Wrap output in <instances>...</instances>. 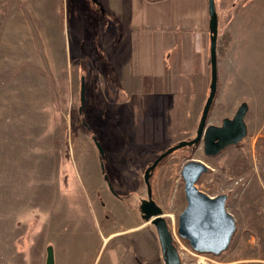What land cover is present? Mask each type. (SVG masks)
I'll return each mask as SVG.
<instances>
[{
    "label": "rangeland",
    "instance_id": "obj_1",
    "mask_svg": "<svg viewBox=\"0 0 264 264\" xmlns=\"http://www.w3.org/2000/svg\"><path fill=\"white\" fill-rule=\"evenodd\" d=\"M21 1L36 18L20 19L19 29H41L48 47L47 57L20 64L33 40L23 34L18 49L5 51L10 55L20 47L22 54L0 60V264H48L50 250L53 264H119L114 240L104 244L108 234L98 230L91 207L104 200L111 182L127 192L118 195L127 196L128 230L136 205L140 210L148 198L146 169L170 147L196 137L211 81L208 0L179 3V18L195 21L181 26L184 31L206 33L204 51L196 48L190 56L184 50L179 68L169 58L163 66L160 51L152 49L146 67L129 63V0ZM216 7L223 51L208 125H222L246 102L248 134L216 156L205 154L203 142L181 148L159 163L150 183L183 264H264V0H216ZM232 41L238 67L226 54ZM141 75L150 80L145 87ZM182 78L188 85L178 91ZM150 93L161 95L157 104L145 106ZM190 160L209 167L197 188L210 197L227 194V210L236 220L231 245L220 255L197 252L178 233L187 206L182 168ZM110 162L125 163L127 178L118 183L119 174L111 171L119 169ZM132 250L127 248V264L139 260L129 257L134 245Z\"/></svg>",
    "mask_w": 264,
    "mask_h": 264
},
{
    "label": "crops",
    "instance_id": "obj_2",
    "mask_svg": "<svg viewBox=\"0 0 264 264\" xmlns=\"http://www.w3.org/2000/svg\"><path fill=\"white\" fill-rule=\"evenodd\" d=\"M181 1L182 0H150L149 2L148 0L127 1V12L129 13V15L127 14V25H129L127 27V49L133 51L131 62H129L131 65L136 67H146L148 49L160 51L161 55L156 59L158 62H161L163 66L165 64L170 65L169 59H171L178 68L180 65L185 64L184 60H181V57L179 56L184 50L188 49L187 55L189 54L190 56H192V52L196 48L204 51L206 46V33L203 34L202 32H196L195 30L190 33L189 29L184 31V28L181 27L188 26L187 28H189L190 25L195 26L194 19H191V22L189 21V15H186L184 19L179 18L180 11L178 8ZM24 4L25 3L21 0H0V60L1 58H8V60L14 59L15 57L18 58L20 53L22 54L20 47L18 52L13 51L10 55L8 53L5 54V51H8V49L13 50L12 48L18 49L15 45L18 46L19 38L25 34V37L31 35V39L33 40L31 41V48L29 45L26 46L27 52L23 53L25 61L20 64H35L37 55L42 54L43 57H47L45 54L48 46L45 45L41 29L37 33V28L35 26L31 27L32 34L29 33L28 27L19 29L20 19H28L30 17L34 20L36 18V14L25 8ZM204 12H206V10L204 11L203 8V13ZM43 14H45V12H43ZM200 17L205 19V15H201ZM165 25L168 26V28H164ZM25 37L24 41L27 42L28 39ZM190 42L191 48L189 45ZM37 43H39V48H37ZM229 43L231 49H226L229 63L232 67H238L232 59L236 43L234 41ZM218 45L217 52L220 51L221 54L223 51L221 50V43ZM26 47H24V49ZM142 54L143 60H141ZM187 59L193 61L191 58ZM166 67L168 66L166 65ZM232 73H235V70H233ZM144 76H139L142 77L141 81L139 80L142 87H145L144 83L150 82L148 75ZM127 81L132 83L133 79L131 78ZM187 85L188 82L185 78H182L180 86L177 80L175 87H177V90L179 91V87L186 88ZM147 93L148 91H146L145 94ZM160 95L161 94H155V97H153L151 93L150 95H145L143 105L149 106L153 103L157 104V98L160 97ZM178 103L179 101L175 104L177 108L175 107V109H172L173 113L180 108ZM192 110L195 109L192 108ZM174 123L175 121H173V124ZM123 160L125 161L124 158ZM105 162H107V160H105ZM100 163L102 169H105L106 171V167L108 166L106 165L103 167L102 160ZM110 163L119 169L111 171L114 176L119 174L118 183L122 181V178H127L128 170L125 169V163L122 164L121 162L119 165H115L112 162ZM108 177L109 176L106 173L104 179L107 181ZM118 194H127V192H122L117 186L115 187L110 182L109 190L106 191L102 197L104 200L93 202L91 207L93 209V216L98 230L101 232L106 231L108 234L103 239L104 244L114 240V253L117 257L118 255L120 256L119 264H127V248L132 250V245H134L136 252H133L129 257H137L139 260L136 258L137 260L131 261V264H165L158 233L154 225L143 218L140 211L141 209L139 210V206L135 204L136 211L133 212V215L130 217L132 225L127 230V196L120 198ZM114 224L118 225L120 228L113 230L112 227ZM127 233L131 234L132 237ZM135 254H137V256ZM147 261H149V263H146Z\"/></svg>",
    "mask_w": 264,
    "mask_h": 264
},
{
    "label": "water",
    "instance_id": "obj_3",
    "mask_svg": "<svg viewBox=\"0 0 264 264\" xmlns=\"http://www.w3.org/2000/svg\"><path fill=\"white\" fill-rule=\"evenodd\" d=\"M210 16V64L211 81L210 92L199 122L197 135L194 139L183 140L162 153L146 170L144 181L148 187V198L141 205V213L146 221L151 222L158 233L163 258L166 264H183L180 253L174 244L171 229L164 217L163 210L153 198L150 177L158 164L175 151L204 144V152L209 156H216L231 145H238L247 136L248 127L246 115L249 105L241 103L233 118H225L222 125H208L209 113L218 90V31L219 18L216 0H208ZM81 83V101L85 103V82ZM102 159L104 150L95 139ZM102 166L104 167L103 161ZM209 171V167L197 160H190L182 168V177L185 183L187 206L179 215L178 233L187 240L190 246L200 253L220 255L231 245L237 230L234 216L227 210V194L210 197L200 191L196 183L202 175ZM48 264H53V251H49Z\"/></svg>",
    "mask_w": 264,
    "mask_h": 264
},
{
    "label": "flooded vegetation",
    "instance_id": "obj_4",
    "mask_svg": "<svg viewBox=\"0 0 264 264\" xmlns=\"http://www.w3.org/2000/svg\"><path fill=\"white\" fill-rule=\"evenodd\" d=\"M100 4V3H99ZM101 11L105 14L104 10L102 9V6L100 5ZM159 165V164H158ZM147 170V169H146ZM119 196V195H118ZM120 197V196H119Z\"/></svg>",
    "mask_w": 264,
    "mask_h": 264
},
{
    "label": "trees",
    "instance_id": "obj_5",
    "mask_svg": "<svg viewBox=\"0 0 264 264\" xmlns=\"http://www.w3.org/2000/svg\"><path fill=\"white\" fill-rule=\"evenodd\" d=\"M102 161H103V159H102Z\"/></svg>",
    "mask_w": 264,
    "mask_h": 264
}]
</instances>
